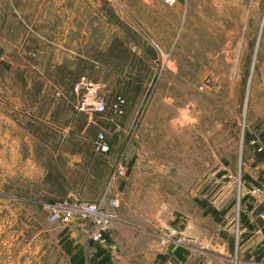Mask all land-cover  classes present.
Wrapping results in <instances>:
<instances>
[{"label": "rangeland", "instance_id": "1", "mask_svg": "<svg viewBox=\"0 0 264 264\" xmlns=\"http://www.w3.org/2000/svg\"><path fill=\"white\" fill-rule=\"evenodd\" d=\"M112 41L125 45L121 59L113 49L112 58L98 61ZM88 51L97 68L94 80L81 81L96 84L90 93L108 106L118 92L123 114L113 111L116 102L104 114L77 111L79 91L75 112L90 125L100 122L109 147L121 145L104 155L80 197L32 210L46 216V207L96 203L105 194L120 205L104 243L88 241L87 220L74 218L78 237L67 232L62 240L73 248L40 253L39 263L264 264V235L244 244L248 231L239 221V201L259 181H245L254 172L243 136L258 145L264 132V0H0V135L12 133L7 120L29 119L27 107L37 101L30 89L42 79L35 65L42 70L52 55V64L75 69ZM11 54L12 65L25 68L24 84L17 80L24 106L8 89L3 65ZM120 159L126 174L107 188ZM212 208L226 210L223 224L205 214Z\"/></svg>", "mask_w": 264, "mask_h": 264}, {"label": "crops", "instance_id": "2", "mask_svg": "<svg viewBox=\"0 0 264 264\" xmlns=\"http://www.w3.org/2000/svg\"><path fill=\"white\" fill-rule=\"evenodd\" d=\"M51 56L42 70L34 66L42 79L37 81L39 87L36 91L39 94H36V103L27 107L29 119L7 120L12 133L0 135L2 142L5 141L0 150V264H11L13 260L16 264H40V253H56L58 247L64 250L73 248V243L65 245L62 240L67 232H70V238L78 237L77 230L73 229L75 226L72 225L68 231H58V225L49 223L47 215L33 213L32 208L44 201L53 203L80 197L79 189L86 188L96 178L104 162L105 156L94 151L90 145L93 139L89 135L90 118L75 112L76 101L65 100V90L54 81L58 68H74L68 67L66 62L52 64ZM9 58L12 59L13 55H6L5 61L8 65V89L10 94L15 92L20 104L24 106L26 103L21 96L23 92L17 86L15 73L25 68H16ZM89 58L88 51L73 63L76 67L82 66L84 62L88 63ZM80 77L82 79L86 75L81 74ZM47 96L49 100L45 101ZM91 124L100 129V122ZM28 140L33 144L26 147L24 143ZM258 142L257 146L251 144L250 138L246 143L252 148L247 161L254 173L249 171L248 177L245 176L249 180L245 181L251 184L257 179L259 181L255 183L257 187H251L243 196L247 199L241 206V214L253 226V230L244 235V244L255 234H263L258 222L264 225V159L256 161L255 151H259L262 146L260 140ZM120 145V141L111 144L110 152L117 153ZM257 188L259 194L256 195L253 189ZM247 204L251 206L250 209H247ZM241 228V232L246 230L242 225ZM77 229L81 231L79 227ZM248 234L252 236L249 238ZM78 241L80 245L84 243L83 239ZM80 263L85 264L77 258L71 264Z\"/></svg>", "mask_w": 264, "mask_h": 264}, {"label": "built area", "instance_id": "3", "mask_svg": "<svg viewBox=\"0 0 264 264\" xmlns=\"http://www.w3.org/2000/svg\"><path fill=\"white\" fill-rule=\"evenodd\" d=\"M165 5L172 6L176 0H161ZM96 84L82 80L74 86V91H79V97L76 105L77 111L86 114H103L105 111V99L96 93H90ZM123 101L118 98L113 105V111L117 115L123 114L121 108ZM94 148L97 153H107L109 146L103 131L97 133ZM126 174L125 166L121 159L116 161L111 174L109 175L106 187L112 185L119 179L124 178ZM120 200L117 196L103 195L96 203L74 202L70 205L62 202L58 205L46 207L47 220L51 224L73 225L79 227L73 222L74 218H85L87 222L83 224L85 237L93 244L100 245L104 243V237L108 234L112 223L115 220V210L119 208ZM264 251V243L261 244Z\"/></svg>", "mask_w": 264, "mask_h": 264}, {"label": "trees", "instance_id": "4", "mask_svg": "<svg viewBox=\"0 0 264 264\" xmlns=\"http://www.w3.org/2000/svg\"><path fill=\"white\" fill-rule=\"evenodd\" d=\"M123 46L125 47V45H123L122 43H119L118 41H112L109 45V47L107 48L106 52L104 54L101 55V58L100 60L98 59V61H103L102 58H107V59H110L113 57V49L114 50H118V54L115 55L116 57L115 58H119L121 59V53H123ZM121 52V53H120ZM96 55H98L97 53H95L93 55V57L96 59ZM97 61V60H96ZM85 63V62H84ZM82 64V66H77L75 69H66V68H58L55 72V79L54 81L63 88V90H65V93L64 96H65V100H69V101H76V94L74 92V86L79 83L81 81V77L80 75L83 74V76L86 75V79L92 81L94 78L92 75H91V70H93L94 68H97L95 65L92 66L91 64ZM96 65H98L97 63H95ZM4 68H6V70H8V65H3ZM81 67V68H80ZM61 71H64V73L62 75H60V72ZM15 78L16 80H18L21 84H24V77H23V72H19V73H15ZM128 85V84H127ZM130 86V85H128ZM38 87H39V83L38 82H35L30 91L37 94V91L36 89L38 90ZM34 94V95H36ZM118 92H115V95H117ZM112 96V101L113 103H111L110 106H108L105 102V111L103 112L104 113H107L108 109H110V107L112 108V105L116 102V99L117 97L116 96ZM52 100V99H51ZM123 104H125L123 102ZM124 105H122L123 107ZM97 127L96 126H93V125H90L89 126V135L91 136V138L93 137L92 141L90 142V145L92 147V149L95 151V148H94V141H95V138H96V134H97ZM95 135V136H94ZM251 136L250 135H247L246 133L244 134L243 136V139H244V142L245 144L250 140ZM259 140H260V144L262 145L261 146V149H259V151H255V158H256V161H261L264 159V132L260 134L259 136ZM93 142V144H92ZM109 146V145H108ZM257 146V145H256ZM110 149V147H109ZM257 149V147H256ZM110 151V150H109ZM110 153V152H109ZM102 155H106L108 154L107 153H100ZM245 180H249L247 177H244ZM245 199H247L246 197H243L240 201H239V205L240 206H243V202L245 201ZM199 204L201 206H205V203L203 202H199ZM247 209H250L251 206L249 204L246 205ZM206 215H212V218L218 223V224H223V217L225 216L226 214V210H221V211H218L214 208L212 209H209L208 211H206L205 213ZM239 221H240V224L242 225V227H245L247 231H252L253 230V226H251L250 224H248V222L245 220V218H243L242 214L239 213ZM258 226H260V231L264 234V225L262 224V222H258ZM161 259H165V257H159ZM82 264V263H80ZM98 264H105V259L104 260H101L98 262Z\"/></svg>", "mask_w": 264, "mask_h": 264}]
</instances>
